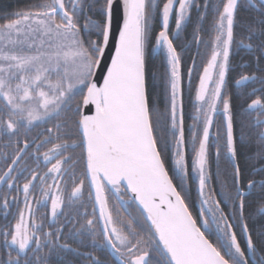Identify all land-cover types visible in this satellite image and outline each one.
<instances>
[{"label": "snow or ice", "instance_id": "snow-or-ice-1", "mask_svg": "<svg viewBox=\"0 0 264 264\" xmlns=\"http://www.w3.org/2000/svg\"><path fill=\"white\" fill-rule=\"evenodd\" d=\"M194 9L185 73L175 41ZM150 45L165 59L163 112L146 87ZM241 48L250 71L234 84L251 91L237 119L228 82ZM237 126L264 161V0H32L0 18V264L65 250L106 264L70 240L110 249L116 264H264V223L254 233L248 213L264 214V164L244 176Z\"/></svg>", "mask_w": 264, "mask_h": 264}, {"label": "trees", "instance_id": "trees-1", "mask_svg": "<svg viewBox=\"0 0 264 264\" xmlns=\"http://www.w3.org/2000/svg\"><path fill=\"white\" fill-rule=\"evenodd\" d=\"M204 0H201V2ZM215 1V0H213ZM32 0H0V18L7 17L10 14L25 9L29 3H31ZM240 12V11H239ZM239 15V14H238ZM255 15V12L253 14L248 15L247 17L239 16L241 20H247L251 16ZM194 21L195 18L192 17V21L188 24L186 29L181 33V39L175 41L178 45L183 46L186 51L182 52V60H183V69L186 73L187 68L191 64V58L194 55L195 46L189 45L187 40L190 39L191 33L193 31L194 27ZM156 30H159V25H156ZM187 38V39H186ZM188 44V46H186ZM234 56L232 61L234 60ZM200 58L197 57V63L199 64ZM234 65L237 64V62H232ZM238 70L234 67V70ZM166 65H165V59L162 52L156 51L153 49V47L150 45L147 51V58H146V87L149 93V97L152 100H155L158 103V106L161 110V112L164 111L166 106V99H167V91H166ZM193 83H195V77L193 78ZM232 93H233V104L234 107H236L238 103V96L235 94L233 88L231 87ZM236 112V110L234 109ZM193 114L192 106H191V100L190 97L187 94V85H185V125L191 123V116ZM217 123H219V119L217 120ZM237 133V131H236ZM237 138L238 135L236 134ZM238 147V162L240 163V150L241 146L237 142ZM219 169L220 171H224L227 169L229 173H231V166L227 163V161L224 159L223 156H221L219 162ZM215 170V167H214ZM255 193L251 192L250 198H249V205H254V199L257 198V196L253 197ZM193 198H195V190L193 187L192 192ZM252 198H254L252 200ZM248 213L251 216V219L249 220V227L252 229L254 233L258 232L260 230L261 224L264 223V214L258 213L256 207H249Z\"/></svg>", "mask_w": 264, "mask_h": 264}, {"label": "flooded vegetation", "instance_id": "flooded-vegetation-1", "mask_svg": "<svg viewBox=\"0 0 264 264\" xmlns=\"http://www.w3.org/2000/svg\"><path fill=\"white\" fill-rule=\"evenodd\" d=\"M204 1L201 2V0H197V3H203ZM218 2V0L213 1V3ZM213 11L212 8L208 9L209 12V16L211 14V12ZM254 11L250 10L246 5L242 6L239 12V16L242 17H247L248 15L253 14ZM192 17L195 18L194 21V25L196 22V10H193L192 13ZM207 26V25H206ZM188 46V44L186 45ZM196 49L194 50V54H195ZM234 60L232 62H237L236 65L233 64V66L235 68H237L238 70L236 71H231L230 72V79L228 82V87H229V91L232 92L231 87L233 88L235 94H237L238 98V103L236 105V107H234V109L236 110L237 113V119H239L240 117V113L242 110V107L244 106V100L246 99L245 93L247 91H251V87H245V86H241V88H236L235 84H234V79L238 78V75L240 73H244V72H248L250 71V67H249V61L251 59L249 53L244 50L243 48L239 49L236 54L234 55ZM192 62V61H191ZM191 65V64H190ZM258 87V85H256ZM43 130V125H41V127L39 128H35L33 129L29 135L30 136H34L36 135L38 132ZM238 138H237V142L239 143V145L241 146V139H240V132H239V128L237 126V133ZM253 149L251 145L248 144H244V146H241V150H240V165L241 168L244 171V176L246 178H256L259 179L260 176L257 175L253 169H258L261 164H264V161H258L255 156L253 155ZM3 163L0 162V169H2ZM246 182V181H245ZM4 185H0V190L4 189ZM86 188H87V182H86ZM254 196H259L260 195V190L259 188H257L255 191H253ZM15 194V193H13ZM254 198H252L253 200ZM257 198L254 199V202L256 203ZM85 201L87 202V206L89 211H91V202L87 201V196L85 195ZM12 213H15V207H13L11 209ZM47 212V209L45 208H41L40 209V214H44ZM133 214L135 215V209H133ZM126 218V217H125ZM8 220H11L12 217L8 216L7 218ZM50 219V216H49ZM6 219H5V212L4 209L0 208V225L6 223ZM71 245L72 248H78L80 252H86V251H91L93 253V255L98 256L99 258H101L102 260H104L106 262V264H116L114 257L111 254L110 249H105V250H101L98 247L97 248H93L90 244L88 247H84L81 245H78L77 242L70 240L68 241ZM87 243V242H86ZM48 261L49 264H90V262L88 260H86L83 256L79 255L77 252H72V251H62V252H57L52 254L50 257H48Z\"/></svg>", "mask_w": 264, "mask_h": 264}, {"label": "water", "instance_id": "water-1", "mask_svg": "<svg viewBox=\"0 0 264 264\" xmlns=\"http://www.w3.org/2000/svg\"><path fill=\"white\" fill-rule=\"evenodd\" d=\"M121 0H116V5H119ZM122 22V9L119 7H114V20H113V32L116 33L117 29L119 28ZM87 112L88 109H85Z\"/></svg>", "mask_w": 264, "mask_h": 264}]
</instances>
